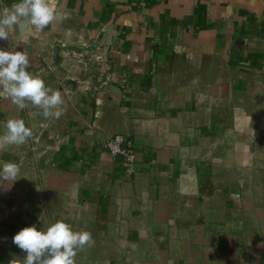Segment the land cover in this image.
<instances>
[{"label":"crops","instance_id":"crops-1","mask_svg":"<svg viewBox=\"0 0 264 264\" xmlns=\"http://www.w3.org/2000/svg\"><path fill=\"white\" fill-rule=\"evenodd\" d=\"M18 0H0V13ZM0 48L61 93L44 117L0 97V264L12 237L57 220L91 241L75 264H264V0H48ZM133 143L134 174L104 149Z\"/></svg>","mask_w":264,"mask_h":264},{"label":"clouds","instance_id":"clouds-1","mask_svg":"<svg viewBox=\"0 0 264 264\" xmlns=\"http://www.w3.org/2000/svg\"><path fill=\"white\" fill-rule=\"evenodd\" d=\"M52 19L53 9L48 0H18L0 13V39H8L9 29L24 20L43 29ZM28 64V57L22 51L0 48V97L11 98L19 109L26 108L30 102L43 110L44 117L58 118L61 112L53 110L62 104L61 93L47 86L41 76L29 72ZM31 135L23 119H9L6 131L0 134V149L23 144ZM19 173L17 163L0 161V180L14 182ZM91 239L89 231H75L71 224L57 220L46 228H37L35 224L25 227L12 237V242L25 253L17 264H75L76 250Z\"/></svg>","mask_w":264,"mask_h":264},{"label":"built area","instance_id":"built-area-1","mask_svg":"<svg viewBox=\"0 0 264 264\" xmlns=\"http://www.w3.org/2000/svg\"><path fill=\"white\" fill-rule=\"evenodd\" d=\"M104 149L115 157H120L125 172L134 174L136 164V154L134 145L122 135L107 137Z\"/></svg>","mask_w":264,"mask_h":264},{"label":"water","instance_id":"water-1","mask_svg":"<svg viewBox=\"0 0 264 264\" xmlns=\"http://www.w3.org/2000/svg\"><path fill=\"white\" fill-rule=\"evenodd\" d=\"M117 158H119V159H120V157H117Z\"/></svg>","mask_w":264,"mask_h":264}]
</instances>
